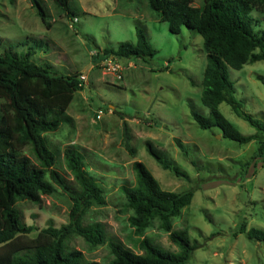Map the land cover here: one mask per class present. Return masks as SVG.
<instances>
[{"label":"rangeland","instance_id":"obj_1","mask_svg":"<svg viewBox=\"0 0 264 264\" xmlns=\"http://www.w3.org/2000/svg\"><path fill=\"white\" fill-rule=\"evenodd\" d=\"M40 1L44 19L30 0H0V52L30 50L34 62H48L57 74L85 76L59 127L43 133L55 153L53 168L72 186L78 187L63 157L68 145L82 153L85 170L103 188L105 203L90 206L83 223H100L107 241L142 252L121 192L122 185L135 183L132 163L140 161L165 190L195 188L191 202L172 219V228L186 230L197 245L187 264H264V240L250 239L240 230H264V161L252 158L256 141L239 144L221 136L217 126L201 129L190 115L191 110L208 114L200 101L206 64L201 35L185 26L170 32L147 0H68L69 12L54 0ZM192 5L201 6L203 0H192ZM251 15L254 30L264 31V15L255 9ZM137 26L156 50L152 58H95L105 46L135 42ZM228 76L242 109L264 120V59L229 67ZM219 110L242 134L255 132L226 100ZM147 140L163 149L187 178L161 168L148 153ZM21 153L37 163L30 146ZM53 185L54 192L41 194L38 202H16L23 221L36 228L31 237L47 225L68 221L72 201ZM143 236L178 251L157 219ZM67 246L101 264L113 257L107 242L93 246L79 235H72Z\"/></svg>","mask_w":264,"mask_h":264},{"label":"trees","instance_id":"obj_2","mask_svg":"<svg viewBox=\"0 0 264 264\" xmlns=\"http://www.w3.org/2000/svg\"><path fill=\"white\" fill-rule=\"evenodd\" d=\"M30 1L44 19L41 1ZM54 1L69 12L68 0ZM147 2L158 18L167 22L170 32L179 33L185 26L202 37L206 64L200 101L208 108V114L191 110L192 119L201 129L217 126L221 136L239 144L256 141L252 158L264 161V120L242 109L228 76L229 67L239 69L246 63L264 59V31L254 30L256 19L251 15L254 9L264 15V0H203L201 6L192 5V0ZM135 35V42L122 41L115 47L105 46L97 51L95 58H152L156 50L144 30L137 26ZM32 54L30 50L0 52V98L4 100L0 113V264H101L86 260L78 249L68 248L67 242L72 235L81 236L93 246L107 242L113 254L107 264H187L197 245L189 239L186 230L172 228V219L191 202L195 188L182 192L165 190L140 161L132 163L135 183L122 185L121 192L126 208L131 210L128 222L138 236L142 252L137 253L119 241H107L100 223H83V215L90 206L105 203L103 188L85 170L82 153L68 145L63 157L78 187L72 186L53 168L55 153L43 134L59 127L64 120L62 113L74 92L82 88V81L76 74L55 73L48 62H34ZM224 100L236 115L255 129L254 133L242 134L220 112L219 105ZM176 142L182 147L180 141ZM27 145L37 163L21 153ZM146 149L161 168L187 178V173L152 141L147 140ZM53 183L72 201L68 221L59 227L47 225L31 237L29 235L36 228L23 221L16 202L21 199L38 202L41 194L54 192ZM154 219L159 221V227L168 233L178 251L165 250L143 236ZM240 230L250 239L264 240L263 229L241 226Z\"/></svg>","mask_w":264,"mask_h":264},{"label":"built area","instance_id":"obj_3","mask_svg":"<svg viewBox=\"0 0 264 264\" xmlns=\"http://www.w3.org/2000/svg\"><path fill=\"white\" fill-rule=\"evenodd\" d=\"M112 69L114 70L115 69V67H112ZM79 77H80V79H85V76L83 75V74H81V75H79Z\"/></svg>","mask_w":264,"mask_h":264}]
</instances>
